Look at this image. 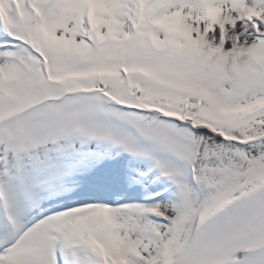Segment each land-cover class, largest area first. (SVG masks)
<instances>
[{
    "label": "snow or ice",
    "instance_id": "obj_1",
    "mask_svg": "<svg viewBox=\"0 0 264 264\" xmlns=\"http://www.w3.org/2000/svg\"><path fill=\"white\" fill-rule=\"evenodd\" d=\"M0 264H264V0H0Z\"/></svg>",
    "mask_w": 264,
    "mask_h": 264
}]
</instances>
